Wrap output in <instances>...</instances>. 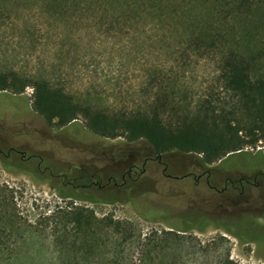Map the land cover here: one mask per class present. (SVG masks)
Returning <instances> with one entry per match:
<instances>
[{"label": "trees", "instance_id": "trees-1", "mask_svg": "<svg viewBox=\"0 0 264 264\" xmlns=\"http://www.w3.org/2000/svg\"><path fill=\"white\" fill-rule=\"evenodd\" d=\"M37 17L45 31L87 21L101 35L132 36L133 61L144 66L138 99L103 106L69 92L47 70L0 65V91L31 87V106L48 124L81 117L100 137L143 140L156 154L194 153L204 164L261 143L264 159V0H0V27L22 38L32 41ZM203 64L213 67L211 84L194 93L184 76ZM43 220L42 228L28 222L15 189L0 183V264H20L19 246L34 236L49 240L55 260L48 264H240L224 236L202 241L192 225L143 231L72 200Z\"/></svg>", "mask_w": 264, "mask_h": 264}, {"label": "rangeland", "instance_id": "rangeland-1", "mask_svg": "<svg viewBox=\"0 0 264 264\" xmlns=\"http://www.w3.org/2000/svg\"><path fill=\"white\" fill-rule=\"evenodd\" d=\"M31 21L32 41L22 38L14 27H0V65L24 72L47 70L61 78L69 92L98 105L130 104L139 98L136 90L144 66L133 61L136 44L132 36L101 35L87 21L67 28L46 26L47 31L45 25H37L45 19ZM61 44H65L63 49ZM212 70L208 64L195 65L185 73L183 84L194 93L207 90ZM31 92L29 86L21 94L0 91V183L15 189V199L28 222L42 228L43 217L55 205L72 200L91 207L98 216L110 213L129 219L143 231L192 225L193 234L202 241L224 236L230 257L238 263L264 264V201L255 199L253 191L250 200L236 193L223 195L188 177L167 179L151 163L139 179L128 181L126 189L112 183L98 187L91 180L104 183L108 175L119 179L129 158L149 145L143 140L100 137L85 128L81 117L61 127L50 125L33 110ZM10 147L15 151L7 156ZM262 148L258 143L243 150L254 153ZM171 152L176 156H167V161L173 165L192 159L190 155L198 157ZM174 157L177 161L171 160ZM234 158L229 156L227 161ZM213 164L219 165L218 161ZM195 212L205 213V221L193 220ZM49 244L35 236L27 239L19 246L18 262L48 264L50 258L55 260Z\"/></svg>", "mask_w": 264, "mask_h": 264}, {"label": "flooded vegetation", "instance_id": "flooded-vegetation-1", "mask_svg": "<svg viewBox=\"0 0 264 264\" xmlns=\"http://www.w3.org/2000/svg\"><path fill=\"white\" fill-rule=\"evenodd\" d=\"M11 151H15L14 148L10 147L6 155H10ZM19 153L21 156H25L23 151H19ZM169 155L176 156L171 151L156 154L147 146L145 149L135 152L133 157L129 158L126 168L119 175V179L114 175H108L104 183L92 180L91 183L96 184L98 187H105L112 183L118 189H126L128 181L139 179L146 172V165L151 163L155 165V168L160 167L162 175L167 179L177 180L188 177L193 180L194 184L203 182L215 192L227 196L236 193L238 197H244L243 199L246 200H250L253 191L256 194L255 199L264 201V159L257 151L254 153L245 150L238 152L234 155V159H230L231 162L230 160L227 161L228 157L218 160L219 165H214L213 162L204 164L198 157L192 155H190L193 157L192 159L182 163L180 161L177 164L173 162V165L167 161ZM176 158L174 157L171 160L177 161ZM139 160L140 163H138ZM169 165L172 166L169 167ZM180 165L183 169L180 168ZM91 176H94V174ZM194 215L196 219L193 220L201 222L207 218L205 213L195 212Z\"/></svg>", "mask_w": 264, "mask_h": 264}, {"label": "water", "instance_id": "water-1", "mask_svg": "<svg viewBox=\"0 0 264 264\" xmlns=\"http://www.w3.org/2000/svg\"><path fill=\"white\" fill-rule=\"evenodd\" d=\"M229 154H227L226 156H224L222 159L226 158ZM221 160V159H220ZM231 233V232H230ZM232 234V233H231Z\"/></svg>", "mask_w": 264, "mask_h": 264}]
</instances>
